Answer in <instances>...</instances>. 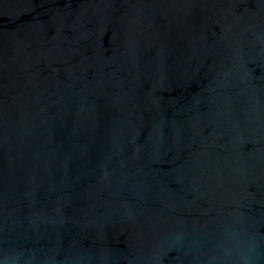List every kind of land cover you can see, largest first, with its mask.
I'll return each mask as SVG.
<instances>
[{"label": "water", "instance_id": "water-1", "mask_svg": "<svg viewBox=\"0 0 264 264\" xmlns=\"http://www.w3.org/2000/svg\"><path fill=\"white\" fill-rule=\"evenodd\" d=\"M0 264H264V0H0Z\"/></svg>", "mask_w": 264, "mask_h": 264}]
</instances>
